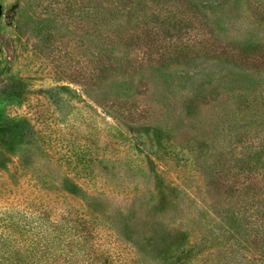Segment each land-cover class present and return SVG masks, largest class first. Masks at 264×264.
I'll return each instance as SVG.
<instances>
[{"label": "rangeland", "instance_id": "1", "mask_svg": "<svg viewBox=\"0 0 264 264\" xmlns=\"http://www.w3.org/2000/svg\"><path fill=\"white\" fill-rule=\"evenodd\" d=\"M3 98L0 223L97 209L132 224L135 264H167L200 219L213 246H248L264 212V0H0Z\"/></svg>", "mask_w": 264, "mask_h": 264}, {"label": "trees", "instance_id": "2", "mask_svg": "<svg viewBox=\"0 0 264 264\" xmlns=\"http://www.w3.org/2000/svg\"><path fill=\"white\" fill-rule=\"evenodd\" d=\"M8 102L6 98L0 100V128H10L14 121L6 106ZM260 160L261 152L249 158V173ZM81 199L89 200V196L84 193ZM117 210L119 216L127 217L131 207ZM95 213L96 218H91L87 211L70 208L52 217L43 208L23 219L0 223V264H135L139 253L136 248H141V242H128L127 230L133 228L132 224L120 225L111 218L102 217L104 215L97 209ZM99 217L106 222L102 224L97 220ZM207 224L208 221L203 224L201 219L195 221L189 233L183 232L169 240L176 251L166 263L264 264L263 211L258 212L255 230L244 248L238 239L230 242L222 239L219 246H213L218 243L217 236L214 231L209 232ZM102 230L108 231L107 236L112 239L105 242ZM123 246L128 247V252Z\"/></svg>", "mask_w": 264, "mask_h": 264}]
</instances>
